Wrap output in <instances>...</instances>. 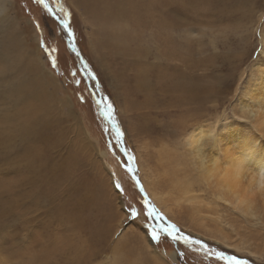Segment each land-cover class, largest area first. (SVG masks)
Wrapping results in <instances>:
<instances>
[{
	"label": "rangeland",
	"instance_id": "rangeland-1",
	"mask_svg": "<svg viewBox=\"0 0 264 264\" xmlns=\"http://www.w3.org/2000/svg\"><path fill=\"white\" fill-rule=\"evenodd\" d=\"M48 2L56 15L38 0H0V121L7 107L16 105L10 95L13 86L26 91L20 109L32 104L36 116L44 115L36 132L22 142L14 138L4 142L0 137V196L5 191L10 199L20 189L25 200L21 208L10 204L13 197L8 205L0 200V264H264V230L259 231L258 225L226 213L231 224L228 238L247 241L252 254L198 232L191 227V211L178 210L167 201L172 217L154 199L139 164V148L148 139L134 129L131 135L121 114L125 108L126 119L138 118L145 109L129 108L124 88L110 85L107 74L114 68L113 60L99 58L92 25L79 12L77 0ZM187 2L193 22L173 33L186 40L176 46L177 63L187 59L205 75V86L215 80L222 93L218 104L206 103L212 116L206 112L203 120H215L223 110L229 117H235L234 112L240 115L244 92L256 70L264 69V0ZM61 19H67L70 31ZM40 56L41 68L55 81L56 87L49 85L53 91L49 96L42 95L44 87L32 69L33 57ZM150 58L155 60L154 52ZM178 67L188 70L185 64ZM108 104L111 117L106 115ZM32 146L41 162L30 171L26 165ZM26 148L28 155H22ZM145 149V159L151 153L153 163L154 151ZM23 177L25 181L20 180ZM160 177L159 191L172 195L169 181ZM122 231L129 232L124 236Z\"/></svg>",
	"mask_w": 264,
	"mask_h": 264
},
{
	"label": "bare ground",
	"instance_id": "bare-ground-1",
	"mask_svg": "<svg viewBox=\"0 0 264 264\" xmlns=\"http://www.w3.org/2000/svg\"><path fill=\"white\" fill-rule=\"evenodd\" d=\"M76 5L92 25L99 58L113 60L114 68L107 74L112 80L110 85L124 88L129 108L146 110L141 109L143 116L138 118L128 115L126 119L125 108L121 114L130 133L134 129L136 135L143 134L148 139L145 146L139 148V164L154 199L165 208H169L167 201H171L178 210L191 211L190 219L193 222L190 226L216 238L224 246L255 254L247 241L228 238L231 224L226 213L235 215L248 225H258L259 231L264 230V69L256 70L250 86L244 92L245 100L238 110L240 115L234 112L235 117H229L231 115L228 116L222 109L215 120H203L207 116L204 115L207 102L216 104L222 93L215 86V80L212 82L210 79L212 83L205 86V75L193 69L187 59L177 63L180 52L176 46L184 45L186 40L182 42L181 34L174 37L173 33L193 22L191 5L187 0H77ZM2 10L0 4V12ZM129 18L136 20V23H130ZM152 52L155 53L154 61L150 60ZM42 60L41 56L38 60L33 57L32 69L39 74L36 77L44 87L42 95L46 93L49 96L50 92L53 93L49 85L55 86V81L41 68ZM181 64H185L187 71L192 73L188 75L187 71L182 72L178 67ZM47 73L48 82L45 79ZM200 81L204 86H199ZM25 92L23 86H13L10 90L16 105L7 107L3 122L0 121V137L4 142L12 138L22 142V138L36 132V124L44 118V115H35V110H32L34 106L30 103V109L19 108L21 100L25 102ZM6 96L11 103V98L8 94ZM218 110L215 109L214 113ZM141 119L144 121L141 122ZM189 124L191 126L186 127ZM156 144L160 148H156ZM147 147L154 151L152 156L156 160L153 163L149 159L151 153H148L147 159L143 154ZM29 149H24L22 155H28ZM28 156L26 166L32 171L38 167L41 158L35 147ZM159 169H162L160 174ZM160 175L169 181L171 186L168 189L172 195L161 192ZM25 176L27 178L28 175ZM24 178L20 180L25 181ZM19 190H15L14 197L10 193L12 201V197L9 199L3 191L4 196H0V200L7 205L9 203L6 202L10 201L13 206L23 207L24 193ZM168 208L166 210L172 213ZM210 222H215V227ZM233 231L237 229L233 228ZM113 258L116 262L118 256L114 255Z\"/></svg>",
	"mask_w": 264,
	"mask_h": 264
},
{
	"label": "snow or ice",
	"instance_id": "snow-or-ice-1",
	"mask_svg": "<svg viewBox=\"0 0 264 264\" xmlns=\"http://www.w3.org/2000/svg\"><path fill=\"white\" fill-rule=\"evenodd\" d=\"M38 3L43 4V6L48 10V12L52 15H56V13L53 12V9L49 6V2L48 0H38ZM70 15V13H66V16ZM61 25L65 28V29H69V24L67 22V19H61L60 21ZM70 31V29H69ZM106 107L108 108V112L106 113V115H108L109 117H111V113H112V109H111V105L108 104L106 105ZM149 215H152V212H149ZM156 233L153 232V237H156ZM228 259L230 260H234L233 257H229ZM236 264H239V261H236Z\"/></svg>",
	"mask_w": 264,
	"mask_h": 264
},
{
	"label": "flooded vegetation",
	"instance_id": "flooded-vegetation-1",
	"mask_svg": "<svg viewBox=\"0 0 264 264\" xmlns=\"http://www.w3.org/2000/svg\"><path fill=\"white\" fill-rule=\"evenodd\" d=\"M233 263H234V262H233ZM233 263H232V264H233Z\"/></svg>",
	"mask_w": 264,
	"mask_h": 264
}]
</instances>
